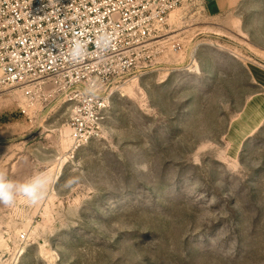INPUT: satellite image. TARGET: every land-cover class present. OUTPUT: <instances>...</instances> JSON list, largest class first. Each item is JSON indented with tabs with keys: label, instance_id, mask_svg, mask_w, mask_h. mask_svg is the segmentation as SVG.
I'll return each mask as SVG.
<instances>
[{
	"label": "rangeland",
	"instance_id": "rangeland-1",
	"mask_svg": "<svg viewBox=\"0 0 264 264\" xmlns=\"http://www.w3.org/2000/svg\"><path fill=\"white\" fill-rule=\"evenodd\" d=\"M205 3L171 12L81 146L64 89L0 94V172L48 180L35 202L0 203V264H264V119L232 135L260 91L264 0Z\"/></svg>",
	"mask_w": 264,
	"mask_h": 264
},
{
	"label": "built area",
	"instance_id": "built-area-1",
	"mask_svg": "<svg viewBox=\"0 0 264 264\" xmlns=\"http://www.w3.org/2000/svg\"><path fill=\"white\" fill-rule=\"evenodd\" d=\"M183 1L0 0V94L51 82L76 101L74 146L98 138L109 86L146 73Z\"/></svg>",
	"mask_w": 264,
	"mask_h": 264
},
{
	"label": "crops",
	"instance_id": "crops-1",
	"mask_svg": "<svg viewBox=\"0 0 264 264\" xmlns=\"http://www.w3.org/2000/svg\"><path fill=\"white\" fill-rule=\"evenodd\" d=\"M240 0H206L205 6L211 13H223L233 9ZM254 69V78L260 86V91L251 101L247 112L238 122L234 123L232 135L248 134L264 119V70ZM241 136V135H240Z\"/></svg>",
	"mask_w": 264,
	"mask_h": 264
},
{
	"label": "clouds",
	"instance_id": "clouds-1",
	"mask_svg": "<svg viewBox=\"0 0 264 264\" xmlns=\"http://www.w3.org/2000/svg\"><path fill=\"white\" fill-rule=\"evenodd\" d=\"M48 180L45 177L37 176L24 183L10 180L4 172H0V203L12 205L17 193L35 202L41 199L46 191Z\"/></svg>",
	"mask_w": 264,
	"mask_h": 264
}]
</instances>
